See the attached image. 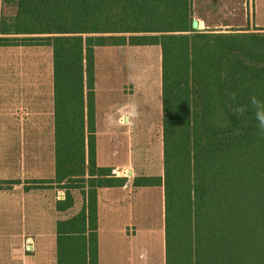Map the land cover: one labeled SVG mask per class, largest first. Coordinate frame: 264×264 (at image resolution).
Returning a JSON list of instances; mask_svg holds the SVG:
<instances>
[{
    "label": "trees",
    "instance_id": "obj_1",
    "mask_svg": "<svg viewBox=\"0 0 264 264\" xmlns=\"http://www.w3.org/2000/svg\"><path fill=\"white\" fill-rule=\"evenodd\" d=\"M193 6V0H0V48L51 52L56 139H72L76 161L71 169L69 152L61 160L57 152L56 177L88 176L93 187H115L126 178L96 164L95 49L159 47L163 174L137 176L133 185L162 187L165 264H264V136L251 112L231 110L232 93L240 104L264 100V27L198 29ZM68 128L76 130L72 136L59 134ZM63 205L69 207L68 196ZM88 209L75 220L86 218L89 230L75 231V248L58 240L59 257L71 245L67 257L97 264L92 202Z\"/></svg>",
    "mask_w": 264,
    "mask_h": 264
},
{
    "label": "crops",
    "instance_id": "obj_2",
    "mask_svg": "<svg viewBox=\"0 0 264 264\" xmlns=\"http://www.w3.org/2000/svg\"><path fill=\"white\" fill-rule=\"evenodd\" d=\"M238 1L217 0V8L229 9L239 6ZM100 48L107 47H97L95 58ZM111 48H115L113 52L121 50L124 54L120 53V55L126 58V64H121L116 69L119 73V81L113 90L135 95L141 83L140 76L137 75L140 66L135 64V61L132 62V57L136 58L135 53L139 50L145 52L153 50L160 77L159 47L113 46ZM12 50L10 47L0 48L2 69L0 70V181L12 182L0 190V264H84L83 258L77 259L72 256L60 258L58 240L62 245L71 244L75 248L79 240L75 231L81 228L89 230L90 227L86 218L85 223L80 225L75 218L80 215L83 221L89 213L88 204L91 202L95 218L92 224L97 234V264H165L164 196L159 191L160 186L133 185V180L137 176H162L163 166L161 165L162 168L157 173L141 171L142 166L136 168L134 172L130 170L133 169V165L114 164L101 159L97 138L100 102L98 98L100 88L103 93L107 92L109 78L99 79L96 59L94 88L96 164L112 170L128 168V176L114 174L116 177L126 178L123 186L93 187L88 182V176L85 180L77 177L69 180L56 177L57 152L60 153V156L58 154L60 160L61 152H69L66 166L71 169L76 166V161L72 160L71 155L72 139L60 140V142L56 139L52 58L50 81L11 82L7 78L8 74L12 73L6 71L9 62L6 57L12 54ZM105 67L111 68L108 64ZM122 76L126 81H120ZM102 99H105L104 95ZM159 101L161 102V81ZM126 104H135L139 112L137 101H125L118 104L111 113L115 121L122 119L120 109ZM115 125L117 123L109 126L114 129ZM75 131L73 128L60 129L59 134L72 136ZM15 146H21L16 148L17 153L12 150ZM149 167L151 166L147 165L145 169ZM114 172L116 173L117 170ZM51 189L57 192L54 202L52 198L50 199ZM67 196L69 207L63 208L65 205H60ZM35 198L45 203V205L39 204L37 212L30 210V200ZM45 199L50 203H46ZM59 228L62 231L60 234Z\"/></svg>",
    "mask_w": 264,
    "mask_h": 264
},
{
    "label": "rangeland",
    "instance_id": "obj_3",
    "mask_svg": "<svg viewBox=\"0 0 264 264\" xmlns=\"http://www.w3.org/2000/svg\"><path fill=\"white\" fill-rule=\"evenodd\" d=\"M193 3L194 19L198 23V29L228 30L237 28L254 30L257 27H264V0H239V6L236 5L229 9L217 8V0H193ZM4 12L8 14L10 9L5 8ZM201 20L205 21V23ZM10 48L13 49V52L6 57L9 60L6 71L12 73L11 75L8 74L7 77L11 82H24L26 80L30 83H35L36 81L43 83L47 80L50 81L51 54L49 49L43 47ZM114 50L115 48L111 47L100 48L97 50L95 58L99 79L101 77L109 78L107 92L103 93L99 87L100 94L98 99L100 102L97 125L99 154L102 160L109 163L133 165V169L130 170L134 172H136V168L142 166L141 171L157 173L162 168L160 77L157 60L155 61L153 50L148 52L139 50L135 53L136 58L135 56L132 57V62L134 63L135 61V64L140 66L137 75L140 76L139 80L141 83L138 86V90L135 91V95H131V93L125 94L123 91L113 90L119 81V73H117L116 69L121 64H126V58L120 55V53H124L121 50L113 52ZM106 64L111 68H106ZM0 70H2L1 65ZM120 78L121 82L126 81L123 76ZM103 95L105 96L104 100L102 99ZM134 100L138 102L140 109L138 118L129 125L117 123L119 127L115 125L114 129H112L108 124L106 115L111 114L118 104ZM16 148H21V146H15L12 149L13 152L17 153L18 150ZM147 165L151 167L145 169ZM114 170H117V172L115 173ZM114 170H112L114 174L118 173L117 175L120 176L129 175L128 168L124 167ZM5 182L10 183V181H0V186L7 187L9 183L6 184ZM13 182L16 181L13 180ZM51 190L50 199L52 198L54 202L57 192L54 189ZM159 191H161L163 196L162 187L159 188ZM45 201L48 204L50 203L48 199H45ZM40 203L45 205L38 198H35V200L31 199L30 210L37 212ZM30 224H32V221ZM30 228L32 229V226ZM65 249L66 246L62 247L61 258L66 256Z\"/></svg>",
    "mask_w": 264,
    "mask_h": 264
},
{
    "label": "clouds",
    "instance_id": "obj_4",
    "mask_svg": "<svg viewBox=\"0 0 264 264\" xmlns=\"http://www.w3.org/2000/svg\"><path fill=\"white\" fill-rule=\"evenodd\" d=\"M221 78H224V74H221ZM231 100L234 102V106L231 107L232 113L237 116H245L248 112L253 114L256 121V128L261 136H264V100L252 96L247 104H240L237 102L236 93L231 94ZM122 119L115 121L111 114L107 115V121L109 125L114 123L119 124H131L139 113L135 104H126L120 109Z\"/></svg>",
    "mask_w": 264,
    "mask_h": 264
},
{
    "label": "water",
    "instance_id": "obj_5",
    "mask_svg": "<svg viewBox=\"0 0 264 264\" xmlns=\"http://www.w3.org/2000/svg\"><path fill=\"white\" fill-rule=\"evenodd\" d=\"M197 24H198L197 21H195V22H194V25L197 26Z\"/></svg>",
    "mask_w": 264,
    "mask_h": 264
},
{
    "label": "built area",
    "instance_id": "obj_6",
    "mask_svg": "<svg viewBox=\"0 0 264 264\" xmlns=\"http://www.w3.org/2000/svg\"><path fill=\"white\" fill-rule=\"evenodd\" d=\"M114 174V173H113Z\"/></svg>",
    "mask_w": 264,
    "mask_h": 264
}]
</instances>
